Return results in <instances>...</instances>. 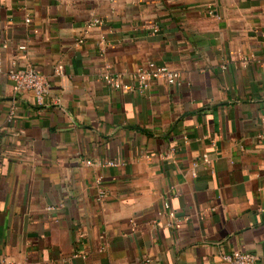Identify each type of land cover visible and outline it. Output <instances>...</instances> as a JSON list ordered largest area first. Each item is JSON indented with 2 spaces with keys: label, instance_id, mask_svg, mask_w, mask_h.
Instances as JSON below:
<instances>
[{
  "label": "crops",
  "instance_id": "1",
  "mask_svg": "<svg viewBox=\"0 0 264 264\" xmlns=\"http://www.w3.org/2000/svg\"><path fill=\"white\" fill-rule=\"evenodd\" d=\"M150 62L179 84L140 89ZM232 251L264 264V0H0V264Z\"/></svg>",
  "mask_w": 264,
  "mask_h": 264
},
{
  "label": "built area",
  "instance_id": "2",
  "mask_svg": "<svg viewBox=\"0 0 264 264\" xmlns=\"http://www.w3.org/2000/svg\"><path fill=\"white\" fill-rule=\"evenodd\" d=\"M96 24V22H93ZM81 43V40H78ZM58 69H56V72ZM12 90L16 93H31L36 106H45L50 91L48 79L33 70H17L8 74ZM162 79L167 85L175 86L179 84V75L177 72L163 66H156L150 62L145 67L140 68L134 75L138 87L145 89L148 84L154 80ZM103 81L109 87L115 90H127L128 85L123 84L118 78L109 74L103 76ZM12 112L9 116L12 117ZM109 166L113 164L108 163ZM221 260L225 264H254L253 255L241 251H232L222 255Z\"/></svg>",
  "mask_w": 264,
  "mask_h": 264
}]
</instances>
